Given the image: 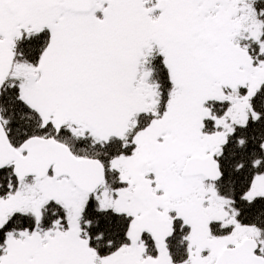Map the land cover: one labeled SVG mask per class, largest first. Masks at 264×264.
Masks as SVG:
<instances>
[{
    "label": "snow or ice",
    "instance_id": "obj_1",
    "mask_svg": "<svg viewBox=\"0 0 264 264\" xmlns=\"http://www.w3.org/2000/svg\"><path fill=\"white\" fill-rule=\"evenodd\" d=\"M0 264H264V0H0Z\"/></svg>",
    "mask_w": 264,
    "mask_h": 264
}]
</instances>
